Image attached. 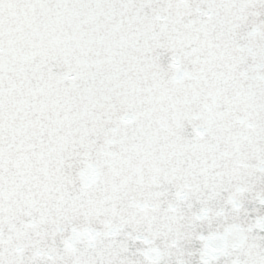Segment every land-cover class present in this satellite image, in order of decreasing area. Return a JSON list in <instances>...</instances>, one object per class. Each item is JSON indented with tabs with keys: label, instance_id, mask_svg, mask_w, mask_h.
I'll use <instances>...</instances> for the list:
<instances>
[{
	"label": "snow or ice",
	"instance_id": "1",
	"mask_svg": "<svg viewBox=\"0 0 264 264\" xmlns=\"http://www.w3.org/2000/svg\"><path fill=\"white\" fill-rule=\"evenodd\" d=\"M0 264H264V0H0Z\"/></svg>",
	"mask_w": 264,
	"mask_h": 264
}]
</instances>
